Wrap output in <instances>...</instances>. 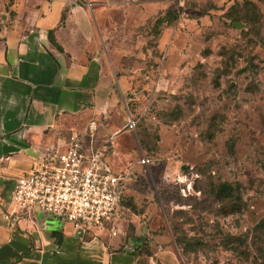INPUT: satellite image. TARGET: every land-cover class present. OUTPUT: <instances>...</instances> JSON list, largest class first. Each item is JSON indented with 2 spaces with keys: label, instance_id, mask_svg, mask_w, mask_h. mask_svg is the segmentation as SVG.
I'll use <instances>...</instances> for the list:
<instances>
[{
  "label": "rangeland",
  "instance_id": "rangeland-1",
  "mask_svg": "<svg viewBox=\"0 0 264 264\" xmlns=\"http://www.w3.org/2000/svg\"><path fill=\"white\" fill-rule=\"evenodd\" d=\"M162 1L178 10L188 57L164 66L162 52L152 50L145 78L150 87L138 86L141 92L126 101L120 96L116 136L97 143L100 134L95 130L88 137V124L70 133L78 135L83 149L107 140L101 145L106 162L126 177L112 219L86 229L130 233L137 228L142 248L163 250L162 264H259L264 257V0ZM147 20L128 35L134 59L141 58L136 51ZM150 35L153 46L154 30ZM141 156L150 161L140 163ZM223 181L232 186L229 199L215 195Z\"/></svg>",
  "mask_w": 264,
  "mask_h": 264
},
{
  "label": "crops",
  "instance_id": "crops-1",
  "mask_svg": "<svg viewBox=\"0 0 264 264\" xmlns=\"http://www.w3.org/2000/svg\"><path fill=\"white\" fill-rule=\"evenodd\" d=\"M162 2L0 0V264H162L163 250L142 248L137 228L82 231L35 206L15 209L10 199L17 175L91 119L97 143L118 134L120 96L150 87L152 50L164 66L188 57L178 15L157 24L148 42L153 20L169 7ZM146 20L134 59L128 35Z\"/></svg>",
  "mask_w": 264,
  "mask_h": 264
},
{
  "label": "built area",
  "instance_id": "built-area-1",
  "mask_svg": "<svg viewBox=\"0 0 264 264\" xmlns=\"http://www.w3.org/2000/svg\"><path fill=\"white\" fill-rule=\"evenodd\" d=\"M132 122L129 118L128 124ZM95 129V122L90 120L88 137L94 135ZM106 141L94 146L87 143L83 149L78 135L70 134L65 150L52 148L43 152L29 171L15 177L10 196L14 208L26 210L35 206L72 222L82 231L111 220L126 177L106 162V152L101 149ZM139 161L148 163L150 158L141 156Z\"/></svg>",
  "mask_w": 264,
  "mask_h": 264
},
{
  "label": "trees",
  "instance_id": "trees-1",
  "mask_svg": "<svg viewBox=\"0 0 264 264\" xmlns=\"http://www.w3.org/2000/svg\"><path fill=\"white\" fill-rule=\"evenodd\" d=\"M177 15H178L177 8L169 6L167 9H165L163 11L162 14H160L158 17H156L153 20L151 29L154 30L155 33H157L158 32V29L156 27L157 24H159L161 21L165 22V24L172 23V21L177 18ZM201 52L203 53V50H201ZM128 112H129V110H128ZM122 195L123 194H121V196L119 198L118 204L120 202ZM215 195L220 199H229V198L233 197L232 186L228 182H225V181L220 182L217 185V188L215 190ZM259 264H264V257L260 260Z\"/></svg>",
  "mask_w": 264,
  "mask_h": 264
},
{
  "label": "water",
  "instance_id": "water-1",
  "mask_svg": "<svg viewBox=\"0 0 264 264\" xmlns=\"http://www.w3.org/2000/svg\"><path fill=\"white\" fill-rule=\"evenodd\" d=\"M232 24H233L234 26H236V27H239V26H240V23L237 22V21H232Z\"/></svg>",
  "mask_w": 264,
  "mask_h": 264
}]
</instances>
